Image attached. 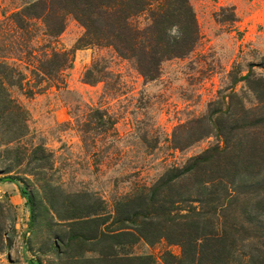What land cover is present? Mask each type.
Returning a JSON list of instances; mask_svg holds the SVG:
<instances>
[{
	"label": "rangeland",
	"instance_id": "374dc122",
	"mask_svg": "<svg viewBox=\"0 0 264 264\" xmlns=\"http://www.w3.org/2000/svg\"><path fill=\"white\" fill-rule=\"evenodd\" d=\"M32 1L0 0V179H17L30 199L18 184L0 183V264H95L96 254L57 243L70 232L58 217L92 205L114 217L115 203L215 146L213 136L182 151L171 141L178 126L215 109L208 105L219 93L234 91L253 107L243 82L231 87L230 74L264 79V0H188L198 43L187 57L162 63L152 82L109 47L74 50L84 31L70 16L55 39L40 20L20 29L11 17ZM231 13L234 22H219ZM132 24L148 21L141 15ZM64 52H72L71 64L57 78L39 72L52 53ZM94 64L101 79L86 84ZM252 250L238 244L232 264H246ZM164 252L180 255L164 240L129 250L152 264H163Z\"/></svg>",
	"mask_w": 264,
	"mask_h": 264
},
{
	"label": "trees",
	"instance_id": "16d2710c",
	"mask_svg": "<svg viewBox=\"0 0 264 264\" xmlns=\"http://www.w3.org/2000/svg\"><path fill=\"white\" fill-rule=\"evenodd\" d=\"M141 15L148 25L138 28L132 22ZM67 16L84 31L74 50L109 47L132 60L145 82L159 77L162 63L187 57L199 40L188 0H35L11 19L20 29L40 20L46 35L55 39ZM228 21L234 22L232 13L229 20L219 19ZM174 26L178 37L171 35ZM71 56L52 53L39 72L57 78L70 67ZM99 73L92 65L84 75L86 84L98 83ZM237 74H230L231 87L244 83L254 98L251 109L243 95L219 93L208 105L215 109L172 134L175 150L208 136L215 137V146L181 168L168 169L154 187L115 203L114 217L94 205L67 209L58 221L66 224L69 237L57 243L66 251L72 244L77 254H96L89 260L95 264H152L151 256H132L129 250L139 242L152 246L161 240L180 250L179 256L164 252L163 264H232L238 244L247 243L255 250L246 264H264V79L251 72ZM0 183L18 184L20 196L30 203L17 179L6 177Z\"/></svg>",
	"mask_w": 264,
	"mask_h": 264
},
{
	"label": "clouds",
	"instance_id": "9594fccd",
	"mask_svg": "<svg viewBox=\"0 0 264 264\" xmlns=\"http://www.w3.org/2000/svg\"><path fill=\"white\" fill-rule=\"evenodd\" d=\"M171 35L173 36H179V31H178V27L174 26L172 29H171Z\"/></svg>",
	"mask_w": 264,
	"mask_h": 264
}]
</instances>
